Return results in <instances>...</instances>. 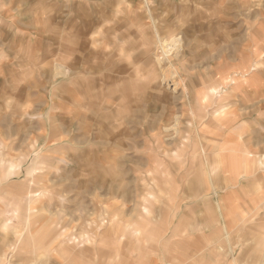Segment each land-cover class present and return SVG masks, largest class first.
Masks as SVG:
<instances>
[{
    "label": "rangeland",
    "instance_id": "1",
    "mask_svg": "<svg viewBox=\"0 0 264 264\" xmlns=\"http://www.w3.org/2000/svg\"><path fill=\"white\" fill-rule=\"evenodd\" d=\"M262 262L264 0H0V264Z\"/></svg>",
    "mask_w": 264,
    "mask_h": 264
},
{
    "label": "bare ground",
    "instance_id": "2",
    "mask_svg": "<svg viewBox=\"0 0 264 264\" xmlns=\"http://www.w3.org/2000/svg\"><path fill=\"white\" fill-rule=\"evenodd\" d=\"M151 15V14H150ZM157 30V33H158V29H156ZM159 42H160V40H159ZM163 50H164V56H163V59H160V60H157L158 62H159V64L161 63V61H163L164 60V58H167V59H165V60H169V58H168V52H167V50L165 51V46H163V48H162ZM149 50V49H148ZM168 62V61H167ZM162 67V66H161ZM174 67V66H173ZM160 68V67H159ZM175 68H177V67H175ZM164 71V70H163ZM177 72V71H176ZM178 74V73H177ZM178 76V75H177ZM175 78H176V76H175ZM180 78V77H179ZM221 80L219 79L218 81H215V86L213 87V92L215 93V91L216 92H218V91H220V90H222L221 88H217V82H220ZM233 81H235L234 80V78H231V77H228L226 80H225V84H224V86L226 85H230V84H232V82ZM183 82V81H182ZM209 89V88H208ZM225 91V90H224ZM211 93H212V91H211ZM204 103V102H203ZM202 151H204V149L202 150Z\"/></svg>",
    "mask_w": 264,
    "mask_h": 264
},
{
    "label": "crops",
    "instance_id": "3",
    "mask_svg": "<svg viewBox=\"0 0 264 264\" xmlns=\"http://www.w3.org/2000/svg\"><path fill=\"white\" fill-rule=\"evenodd\" d=\"M204 79H206V78H204ZM215 78H213L212 77V82H213V84H214V86H215ZM201 83V85L202 86H200V88H207V87H209L210 86V84H208V83H206V84H203V80H201V81H199V83L198 84H200ZM206 85V86H205ZM225 106H227V107H229V110L228 111H234L233 110V108H234V103H228L227 105H225ZM227 107H225V108H222V110L223 109H226ZM235 112V111H234ZM236 139V138H235ZM237 142V141H236ZM243 146H247V145H243ZM235 147V144L234 145H231V146H229V148H230V150L232 149V148H234ZM248 147V146H247ZM146 208V207H145ZM144 208V210H146ZM148 211V210H147ZM136 234H138V231L136 230V231H134Z\"/></svg>",
    "mask_w": 264,
    "mask_h": 264
},
{
    "label": "clouds",
    "instance_id": "4",
    "mask_svg": "<svg viewBox=\"0 0 264 264\" xmlns=\"http://www.w3.org/2000/svg\"><path fill=\"white\" fill-rule=\"evenodd\" d=\"M262 264H264V262H262Z\"/></svg>",
    "mask_w": 264,
    "mask_h": 264
}]
</instances>
